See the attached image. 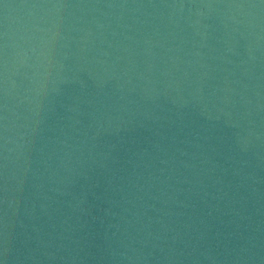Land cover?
<instances>
[{"label": "water", "instance_id": "obj_1", "mask_svg": "<svg viewBox=\"0 0 264 264\" xmlns=\"http://www.w3.org/2000/svg\"><path fill=\"white\" fill-rule=\"evenodd\" d=\"M6 2L0 264H264V3Z\"/></svg>", "mask_w": 264, "mask_h": 264}, {"label": "snow or ice", "instance_id": "obj_2", "mask_svg": "<svg viewBox=\"0 0 264 264\" xmlns=\"http://www.w3.org/2000/svg\"><path fill=\"white\" fill-rule=\"evenodd\" d=\"M262 3H264V0H261ZM17 7L19 8H29L34 6L33 0H16ZM8 6V2L6 0H0V8L6 9ZM4 36H6V32L3 33ZM2 119V118H0Z\"/></svg>", "mask_w": 264, "mask_h": 264}]
</instances>
